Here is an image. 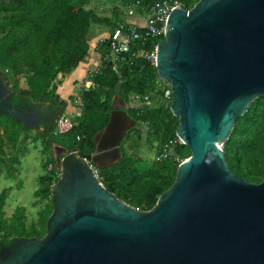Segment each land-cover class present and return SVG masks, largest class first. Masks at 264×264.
<instances>
[{
    "label": "water",
    "instance_id": "obj_1",
    "mask_svg": "<svg viewBox=\"0 0 264 264\" xmlns=\"http://www.w3.org/2000/svg\"><path fill=\"white\" fill-rule=\"evenodd\" d=\"M164 31L155 69L172 90L176 137L190 150L171 187L138 211L94 176L89 164L120 162V145L136 127L125 103L113 107L91 154L52 144L59 179L46 234L17 239L0 264H264V180L238 178L222 149L236 118L264 97V0L179 4ZM8 100L0 75V113L35 129L42 117Z\"/></svg>",
    "mask_w": 264,
    "mask_h": 264
},
{
    "label": "trees",
    "instance_id": "obj_2",
    "mask_svg": "<svg viewBox=\"0 0 264 264\" xmlns=\"http://www.w3.org/2000/svg\"><path fill=\"white\" fill-rule=\"evenodd\" d=\"M105 1L112 4L109 17L99 16L88 8L90 0H0V70L11 76L15 83L24 79L29 96L51 103L60 113L65 112L69 103L80 109L79 117L73 121L75 125L68 133L58 136L37 133L32 138L35 144L38 140L41 142L43 154L49 152L52 155V144L84 155L91 154L95 149L93 137L106 126L113 98L116 96L125 103L126 112L136 121V127L145 128L147 148L154 149L157 154L168 145L169 154L161 161L139 156L143 133L135 127L120 145L122 160L99 170L98 177L105 190L118 200L138 211H148L171 187L179 164L190 155V150L177 141L178 118L170 112L171 99L166 102L163 91L156 85L155 67L133 55L139 49L152 50L163 36L158 40L137 41L132 52L116 63L104 59L109 54L108 40L97 41L94 52L99 56V66L88 75L79 96L69 97L68 103L56 94L60 84L58 77L72 73L89 55L92 25H106L111 31L118 22L125 20L123 9L126 6L133 5L139 14L147 16L155 4L166 0ZM168 1L190 9L199 0ZM135 94L141 101L130 104V97ZM143 97H148V101H143ZM123 104L121 109H124ZM0 129L3 130L0 135V175L5 170L6 179H16L19 171L15 166L20 162L15 152L19 151L18 143L25 132L9 117L0 120ZM28 139L24 137L21 141L24 143ZM129 141L131 144L127 147L132 155L124 151ZM5 146L12 152L9 158ZM222 149L229 169L238 178L254 184L264 180V97L256 98L245 114L236 118ZM42 168L34 198L36 202L44 203L35 219L28 221L26 209L20 206L6 218L4 206L7 193L13 187L0 190V255L13 247L17 239L42 238L46 234L53 210L51 187L58 181L59 171L54 158L48 155ZM15 187L20 189L21 182Z\"/></svg>",
    "mask_w": 264,
    "mask_h": 264
},
{
    "label": "rangeland",
    "instance_id": "obj_3",
    "mask_svg": "<svg viewBox=\"0 0 264 264\" xmlns=\"http://www.w3.org/2000/svg\"><path fill=\"white\" fill-rule=\"evenodd\" d=\"M111 6H112V4H110L108 1H105V0H101V1L92 0L90 2V5L88 6V8L94 10V12L99 16L109 17L110 11H111ZM145 19H146V15L142 14L139 17H137L136 19L132 20V22L134 24H139V23L142 24V23H144ZM109 31H110V29L106 25H99V24L92 25L90 28V32H89L90 49L92 50L93 48H95L94 46H96V44H97V43H94L95 36L99 35L98 37L101 36L100 38H107ZM92 53L93 52H90V54H92ZM80 66L82 68H84L83 63ZM81 67H79V68H81ZM70 79H71V77H68V76H66V78L63 77L61 79V84L57 87L58 92L63 91L65 94L69 93L67 84H68ZM81 89H82L81 85H79L78 83L74 84L72 94H76L79 96ZM67 102L69 103V99L67 100ZM130 104H133V101L131 99H130ZM121 105H122V103L117 97L113 98V107L117 108V106H121ZM119 109H121V107H119ZM65 114L67 115V117L69 119L74 121L77 119V117H79L80 109L77 106L69 103L68 107L65 110ZM136 128H138V131H141L143 133L142 134L143 136L141 137V139L139 141V144H140L139 145V156L154 158V149H152V148L148 149L146 146V143H145V139H144L145 128L139 127V125ZM24 132L27 135L22 134V136L20 137V141L18 143L19 151L17 150V152H15V154L18 156L19 162H20L19 166H15V168H17V170L19 171V176L16 179H8L7 180L6 179L7 173L4 172L5 170L2 171V173L0 175V189L4 188L6 186H11L14 188V189H12V191L7 193L8 199L6 201V205L4 208L5 212L7 214H12V212L14 211V209L16 207H19V206L24 207L27 211L26 217H27V219H30V218H34L36 211L44 203V202H36V199L34 198V192L38 188L37 178L43 173L42 165L45 162L46 155H48V156H52V155H50L49 152H47L46 154L42 153V146L43 145L41 144V142L39 140L36 142V144L34 143L35 145H33L31 143V140L29 142L24 141V143H23L21 140L24 137L31 139V137H32L31 134H33L31 132H26V131H24ZM1 134H3V133L0 132V135ZM50 135H51V133H50ZM130 144L131 143L129 141L128 143L125 144V146L123 145L124 151L126 150L128 155L133 154L132 151L127 147ZM4 150H6L7 158H9V156H10L9 154L12 153V152H10L9 147L5 146ZM16 181L21 182L20 189H17L15 187L16 184L18 183Z\"/></svg>",
    "mask_w": 264,
    "mask_h": 264
},
{
    "label": "built area",
    "instance_id": "obj_4",
    "mask_svg": "<svg viewBox=\"0 0 264 264\" xmlns=\"http://www.w3.org/2000/svg\"><path fill=\"white\" fill-rule=\"evenodd\" d=\"M178 5L179 4L177 2L168 0L155 4L150 9L151 13L146 16L143 24H134L131 22H126L125 20L123 22H118L116 26L108 33L107 38H99L98 40L99 42H103L105 40H108L109 42V54L105 56L104 59L109 62L116 63L120 60H123L126 55L132 52V48L135 47L137 41L141 39L158 40L164 35L165 23L167 21L169 13L173 10L174 7ZM123 10L124 18L139 15L138 10L133 5H128ZM133 55L141 57L155 67L156 44L154 45L152 50L142 51L139 49ZM156 85L163 91V99L166 102L172 99V90L165 81L158 78V80L156 81ZM130 99L135 103L141 101V97L136 94L132 95ZM142 99L143 101H148V97H143ZM74 125V122L67 117L65 112L60 113L56 119L54 129L51 132V136L66 134L71 131ZM177 141L183 144L178 137ZM169 150L170 146H165L162 152L154 154V159L156 161L166 159L169 154ZM89 165L92 168L94 176L99 180V170L91 164ZM48 169L50 170L51 167L49 166Z\"/></svg>",
    "mask_w": 264,
    "mask_h": 264
},
{
    "label": "flooded vegetation",
    "instance_id": "obj_5",
    "mask_svg": "<svg viewBox=\"0 0 264 264\" xmlns=\"http://www.w3.org/2000/svg\"><path fill=\"white\" fill-rule=\"evenodd\" d=\"M0 75H2L5 85L7 87V93L9 97L8 104L21 113L29 115H33L34 113H36L37 116L42 117V119L39 120L38 125L35 129L24 130L26 132L33 133L31 134V139H28L27 141L29 142L31 140V143L34 145V143L32 142V138L34 137V135H37V133L49 135L51 133L50 130L54 128L56 119L59 116L60 111L57 107H53L51 103H45L43 101L34 100L33 97L29 96L27 93V88H25L24 79L15 83V81L12 80V77L9 76L6 72L0 70ZM119 107L121 106H117L118 109ZM5 117L9 116L2 115L0 113V120ZM18 124L22 128V125L20 123ZM0 132L3 133V130L0 129ZM51 153L54 158V151L52 147Z\"/></svg>",
    "mask_w": 264,
    "mask_h": 264
},
{
    "label": "crops",
    "instance_id": "obj_6",
    "mask_svg": "<svg viewBox=\"0 0 264 264\" xmlns=\"http://www.w3.org/2000/svg\"><path fill=\"white\" fill-rule=\"evenodd\" d=\"M141 14H139V15H135V16H132V17H127V18H125V21L126 22H131V23H133L132 22V20H134V19H136L137 17H139ZM143 24V23H142ZM99 36V35H98ZM98 36H95V38H94V43H97V41L99 40V38L101 37H98ZM95 47V46H94ZM90 52H93L92 54H90L89 53V55L87 56V58L83 61V62H81L80 63V65H82V63H83V67L84 68H82L81 66H79V67H81V68H77V69H75L72 73H70L69 75H65V76H59L58 77V80L57 81H59V83L61 84V79L63 78V77H65L66 78V76H68V77H71V79L69 80V82H68V84H67V87H68V90H69V93H67V94H65L63 91H61V92H58V90L56 91V94L59 96V98H60V100H62V101H66L67 102V100L69 99V97H78V95H76V94H72L73 93V87H74V84H76V83H78L79 85H81V87L84 85V84H87V75L88 74H90V73H92V72H94L97 68H98V66H99V56L97 55V53H95L94 52V48L92 49V50H90ZM59 84V85H60ZM58 85V86H59ZM57 86V87H58ZM25 88H27L26 87V85H25ZM46 159H47V155H46ZM46 159H45V161H46ZM43 174V173H42ZM41 174V175H42ZM8 180V179H7ZM16 182H20V181H16ZM6 187H11V186H6ZM3 189V188H2ZM14 189V188H13ZM1 190V189H0ZM12 191V190H11ZM10 192V191H9ZM8 192V193H9ZM7 199H8V194H7ZM7 199H6V201H7ZM5 205H6V203H5ZM43 205V204H42ZM41 207V206H40ZM4 208H5V206H4ZM15 210V209H14ZM4 211H5V209H4ZM38 211V210H37ZM37 211H36V213H35V216H34V218H30V219H27L28 221H31V220H33V219H35L36 218V214H37ZM13 213V212H12ZM26 213H27V211H26ZM11 215L12 214H7L6 212H5V217L6 218H10L11 217Z\"/></svg>",
    "mask_w": 264,
    "mask_h": 264
}]
</instances>
